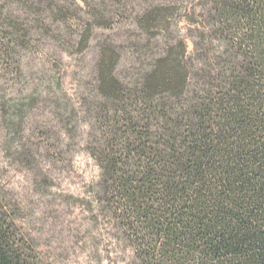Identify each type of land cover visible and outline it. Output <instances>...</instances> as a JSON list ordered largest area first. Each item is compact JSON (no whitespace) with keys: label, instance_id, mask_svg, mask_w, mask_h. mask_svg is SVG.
<instances>
[{"label":"trees","instance_id":"16d2710c","mask_svg":"<svg viewBox=\"0 0 264 264\" xmlns=\"http://www.w3.org/2000/svg\"><path fill=\"white\" fill-rule=\"evenodd\" d=\"M120 22L124 41L98 38ZM95 41L81 99L100 174L76 206L127 264H264V0H0V152L38 190L61 153L28 120L63 79L27 60ZM24 220L0 185V264H55Z\"/></svg>","mask_w":264,"mask_h":264},{"label":"rangeland","instance_id":"374dc122","mask_svg":"<svg viewBox=\"0 0 264 264\" xmlns=\"http://www.w3.org/2000/svg\"><path fill=\"white\" fill-rule=\"evenodd\" d=\"M122 22L112 31H99L98 38L111 35L119 43L124 41L125 27L129 24L124 27ZM96 43L83 54L63 57L60 52L54 53L53 47L45 45L31 63L27 60L30 67L50 70L51 75H61L63 79L58 97L37 107L28 120L26 133L29 140L36 143L39 131L51 132L49 145L61 153L59 160L43 162L52 184L38 190L35 182H42L43 177L0 152V185L21 207L26 229L55 264H127L121 260L122 249L111 240L104 226L95 223L92 215L75 202L76 198L86 197L87 190L98 181L100 174L86 151L90 128L81 99L94 83ZM72 111L79 114L80 131L69 134L65 127L71 124L68 128L73 129L75 121L63 122L62 117L69 118Z\"/></svg>","mask_w":264,"mask_h":264}]
</instances>
